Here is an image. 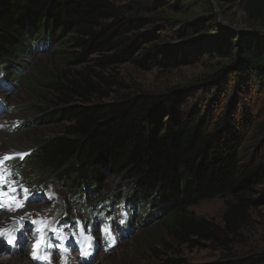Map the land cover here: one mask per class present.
Returning a JSON list of instances; mask_svg holds the SVG:
<instances>
[{"label":"trees","instance_id":"16d2710c","mask_svg":"<svg viewBox=\"0 0 264 264\" xmlns=\"http://www.w3.org/2000/svg\"><path fill=\"white\" fill-rule=\"evenodd\" d=\"M245 1L249 18L264 26V0ZM123 10L114 0H0V75L12 76L10 82L17 83L20 74L13 71L31 54V47L50 48L67 31L74 35V48L83 50L81 58L117 52L99 67L130 59L151 68H170L184 60L187 55L180 57L172 49L136 56V45L121 49L127 35L145 25L128 24ZM188 26L173 33L186 35L205 24ZM206 38L194 43V53L204 60L231 63L195 88L160 95L123 94L95 103L94 96H104L89 73L43 77L49 102L58 111L34 107L43 116L39 124L65 126L61 134L37 140L36 152L28 159L29 174L40 182L63 183L69 197L85 209L124 203L134 214L127 236L135 230L137 211L142 232L158 222L181 246L236 235L254 203L251 194L264 184V158L258 146L264 142V33ZM106 177L120 179L129 192L101 194ZM217 199L226 205L223 227L191 211ZM148 235L142 244L153 254L158 252L155 247L166 245L160 233ZM157 261L184 264L161 256ZM211 264H264V254Z\"/></svg>","mask_w":264,"mask_h":264},{"label":"rangeland","instance_id":"374dc122","mask_svg":"<svg viewBox=\"0 0 264 264\" xmlns=\"http://www.w3.org/2000/svg\"><path fill=\"white\" fill-rule=\"evenodd\" d=\"M114 1L124 8L128 24L145 23L127 35V42L121 49L136 45L135 56L143 52L146 55L156 53L158 49L163 52L172 49L182 54L180 57L187 56L170 68L161 65L151 68L130 59L125 63L114 62L99 67L100 61H107L117 52L90 53L81 58L79 54L83 50L74 48L71 42L74 35L67 31L50 48L44 45L31 47V54L23 57L18 64L20 68L13 71L20 74L15 78L17 83L10 82L12 76L0 75V132L28 144L20 153L4 152L0 159V261L8 253L19 257L20 263L30 261L29 264H160L157 256L165 260H181L184 264H211L260 257L264 254V184L251 194L254 203L247 221L236 235H229L226 241L181 246L167 237L158 222L142 232L139 225L142 215H137V212L135 230L127 236L122 225L127 227L132 211H116L114 207L109 214L107 208L99 203L95 207L97 212L93 214L92 210L87 214L82 209V202L69 197L63 183L52 179L40 182L29 174L28 159L36 152L37 140L59 135L65 126L39 124L38 120L43 116L36 114L34 107L58 111L49 102L50 95L42 83L43 77L89 73L92 82L103 91V99L99 95L91 99L95 103L111 102L123 94L160 95L173 89L195 88L231 63L228 59L204 60L203 56L195 54L197 45L194 43L199 38L205 36L211 41L225 34L264 33V26L249 18L245 0ZM194 23H204L205 27L195 31L190 29L186 35L173 33ZM258 146L262 148L260 157L264 158V142ZM100 191L107 196H123L129 192V186L118 178L106 177ZM88 201L95 204L96 199ZM9 208L15 210L9 211ZM191 211L195 216L223 227L226 211L223 200L203 202ZM105 229L110 230V237ZM155 233H160L166 245L155 247L158 252L153 254L144 247L142 240ZM9 240H12L11 244Z\"/></svg>","mask_w":264,"mask_h":264},{"label":"bare ground","instance_id":"6f19581e","mask_svg":"<svg viewBox=\"0 0 264 264\" xmlns=\"http://www.w3.org/2000/svg\"><path fill=\"white\" fill-rule=\"evenodd\" d=\"M1 130V129H0ZM20 135V134H19ZM22 136V135H21ZM23 137V136H22ZM20 138V137H18ZM27 142L23 140L17 139V137H11L9 135L4 134L3 132H0V159H2L4 152L7 151V153L10 154H17L23 151V149L27 146ZM9 154V155H10ZM2 156V157H1ZM11 156V155H10ZM121 202V201H120ZM81 210V209H80ZM135 210V209H134ZM138 212V211H137ZM122 213V212H121ZM3 216L5 213H2ZM125 214V213H124ZM1 215V214H0ZM16 216H20V214H16ZM130 216V215H129ZM7 217V216H5ZM9 217V216H8ZM113 217V216H112ZM2 221V217H0V222ZM88 221V220H87ZM91 221V220H90ZM23 223V222H22ZM116 224V223H115ZM1 225V224H0ZM27 232V230L25 231ZM29 241V240H28ZM30 243V241H29ZM31 251V250H30ZM23 262V261H22ZM20 263V258L16 256H12L9 253L6 254V256L1 259L0 264H29L30 261H24L23 263Z\"/></svg>","mask_w":264,"mask_h":264},{"label":"snow or ice","instance_id":"6c2138e0","mask_svg":"<svg viewBox=\"0 0 264 264\" xmlns=\"http://www.w3.org/2000/svg\"><path fill=\"white\" fill-rule=\"evenodd\" d=\"M14 210H15L14 208H9V211H14ZM105 233L107 236H109V237L111 236L110 230L105 229ZM8 242H9V244H11L12 240H9Z\"/></svg>","mask_w":264,"mask_h":264}]
</instances>
